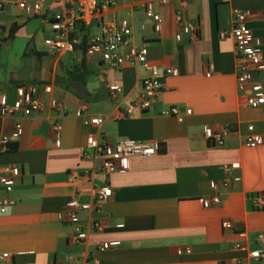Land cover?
Instances as JSON below:
<instances>
[{"label": "crops", "instance_id": "1", "mask_svg": "<svg viewBox=\"0 0 264 264\" xmlns=\"http://www.w3.org/2000/svg\"><path fill=\"white\" fill-rule=\"evenodd\" d=\"M40 1L44 13L39 15L15 4L0 14V138L8 136L13 146L0 156V175L9 165L22 172L9 194L13 205L0 213V264H261L252 253L261 248L258 237L264 233V210L254 201L264 194V142L250 148L245 140L249 126L264 139V105L253 109L246 101L255 87L264 93V68L254 73L250 87L238 90L231 31L233 10L251 11L248 26L264 62V0H194L187 16L200 24L195 41L176 39L174 12L180 0L154 2L162 18L160 33L139 3L123 2L104 12V20L132 26L134 43L147 45L148 59L160 72L178 69L177 76L164 79L165 89L149 111L126 118L117 116L138 99L148 71L132 64L109 68L98 56H86L80 45L73 53L52 52L47 40L53 36V15L77 7L78 1ZM223 32L226 38L220 37ZM76 33L89 40L100 33L98 21L78 25ZM28 86L44 108L23 118V133L16 136L15 119L2 109ZM112 86L122 88L117 99L110 96ZM57 102L65 110L55 109ZM173 106L182 122L161 115ZM187 109L192 113L185 114ZM94 116L104 118L101 127L84 124ZM56 125L62 127L59 133ZM221 126L232 132L224 147H217L205 128ZM89 134L101 142L132 139L158 150L131 157L128 170L106 175L92 151L84 157ZM226 165L235 167L237 180L224 190ZM104 186L113 189V197L97 204L94 189ZM215 195L222 205L204 208L202 200ZM73 199L82 206L84 238L71 244L78 231L61 213ZM224 220L233 223L232 231L223 230ZM95 221L104 222V229H94ZM104 243L110 248L102 250ZM237 244L241 248H234ZM5 253L9 257L1 259Z\"/></svg>", "mask_w": 264, "mask_h": 264}, {"label": "built area", "instance_id": "2", "mask_svg": "<svg viewBox=\"0 0 264 264\" xmlns=\"http://www.w3.org/2000/svg\"><path fill=\"white\" fill-rule=\"evenodd\" d=\"M77 7L65 8L61 12L53 15L50 23L53 36L47 40V45L52 52L57 54L73 53L82 41L77 36L78 25L88 27L94 20L98 21L100 33L93 35L87 42L83 52L88 57L98 56L103 63L109 68L119 69L125 64L141 66L148 71V76L141 80V93L136 101L126 104L125 109L117 118H126L135 111H149L156 103L159 95L165 89L164 79L167 76H177L178 69L170 68L165 73L160 72L159 68L152 64L148 59L147 45H136L133 40V28L124 20L106 21L103 18L104 12L116 7L123 2L139 3L145 16L153 21L154 28L157 33L161 31L162 18L159 12L154 8V2L160 5H168L169 0H77ZM194 0H180L175 12V22L179 28L176 37L177 41L182 40V36L189 37L195 41L200 36V24L197 21H191L187 12L190 4ZM15 4L17 7L31 15H39L44 13L43 3L38 0L35 3H29L26 0H0V14L5 12L7 5ZM251 11L234 9L232 12L233 28L231 36L235 42L237 56V88L239 91L246 90L254 82V73L264 68L262 53L260 51V43L253 35L248 26L251 18ZM227 33H221V38H226ZM210 76V73L207 74ZM110 96L117 99L122 93L120 86H112L109 88ZM247 104L257 109L264 105V93L260 87L253 88V91L246 98ZM58 111L65 110L63 102H57L54 105ZM44 108V103L40 97L36 96V90L33 86L21 87L18 91V97L13 105H3V113L14 118V134L21 136L23 133L22 119L30 117L35 113H39ZM192 113L191 109H187L185 114ZM163 116L176 117L180 122L183 116L178 107H170L161 111ZM104 123L102 116H94L84 120V124L88 127L99 128ZM61 126L56 125L57 133L61 131ZM249 135L245 140V145L250 148L257 147L264 142V139L254 133V127H248ZM232 128L229 126H221L218 129L211 127L205 128V136L212 140L213 145L224 147L226 139L231 134ZM11 140L8 136L0 138V156L10 150ZM158 148L147 143H142L132 139L121 140L116 143L109 141L101 142L95 134H89L86 142V150L84 157H90V151L101 159V170L106 175H111L117 171H125L129 169V160L131 157H149L157 153ZM234 166L226 165L224 167L226 177L221 183V188L227 190L234 181L237 180L233 171ZM4 173L0 175V185L3 187L4 194L0 196V213L5 214L8 208L13 205V201L9 198V194L14 190L15 185L20 181L22 172L16 165H9L3 168ZM213 188L218 190L220 187L217 183H213ZM95 191V201L97 204L109 201L113 197V189L110 186L97 187ZM258 209L264 210V194H259L254 198ZM222 198L215 195L210 199H203L204 208L219 207L222 205ZM82 209L81 204L73 199L66 209L61 213L67 220L72 223L78 234L73 235L69 242L79 243L83 240L82 224L79 217V211ZM93 228L100 231L104 229L105 223L95 221ZM222 228L226 232L233 230L234 226L230 220L222 222ZM241 236H246L245 232ZM261 248L252 253V257L264 264V233L258 237ZM110 245L104 243L102 250L109 249ZM234 248H241L235 245ZM9 257L5 253L1 259ZM53 264H63L54 262Z\"/></svg>", "mask_w": 264, "mask_h": 264}, {"label": "trees", "instance_id": "3", "mask_svg": "<svg viewBox=\"0 0 264 264\" xmlns=\"http://www.w3.org/2000/svg\"><path fill=\"white\" fill-rule=\"evenodd\" d=\"M87 42H88V40L86 39V36H84V38H83V40H82V43H81V47H83V49L86 47V45H87ZM13 146L12 145H10V149L12 148Z\"/></svg>", "mask_w": 264, "mask_h": 264}]
</instances>
